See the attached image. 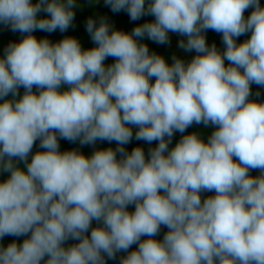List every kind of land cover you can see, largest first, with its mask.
Here are the masks:
<instances>
[{
    "label": "clouds",
    "instance_id": "obj_1",
    "mask_svg": "<svg viewBox=\"0 0 264 264\" xmlns=\"http://www.w3.org/2000/svg\"><path fill=\"white\" fill-rule=\"evenodd\" d=\"M103 2L154 20L125 32L89 17L95 46L84 49L73 36L33 35L66 32L77 0H0V24L22 34L0 56V241L27 237L0 244V264H107L121 252L119 264H264V101L250 99L264 87L260 0ZM169 33L186 38L189 62L169 64L141 42L170 44ZM193 124L215 130L170 148ZM133 127L136 140L158 142L147 156L124 147ZM60 139L117 147L89 156L61 151Z\"/></svg>",
    "mask_w": 264,
    "mask_h": 264
},
{
    "label": "trees",
    "instance_id": "obj_2",
    "mask_svg": "<svg viewBox=\"0 0 264 264\" xmlns=\"http://www.w3.org/2000/svg\"><path fill=\"white\" fill-rule=\"evenodd\" d=\"M36 0H33V3H35ZM260 4L262 7H264V0H260ZM77 7L74 9L75 11V19L73 21V26H71L66 32L61 33L59 30L53 32V33H47V32H42V31H35L33 35L36 36L37 39H42V38H48L50 41L53 43L58 42L59 40L63 39L65 36H73L77 38L81 45L82 48L88 49L91 47H94V43L92 42L88 32L86 31V21L89 17L97 19L99 21L100 17H106L108 22L116 29L125 31V32H131L134 27L137 25L143 24L145 22H150L154 20V17L152 16H143L139 20L132 21L128 15V13L124 10H121L120 12L114 13L112 12L111 8L108 6H105L103 0H98L97 3H95L94 6L90 5L89 0H77ZM253 9L249 8L245 12V16L247 17L248 15L251 14V11ZM46 14L41 12L38 14L39 17H43ZM251 33H246L245 35L237 38V43H241L246 39L250 38ZM206 36V41L209 45L215 43L217 46L218 50L223 52L225 50V45L222 42V34L216 33L212 30H208L205 32ZM169 38H170V44H157L151 40H148L147 37H145L141 42L146 43L149 47L150 52H156L159 55H162L165 60L171 64L172 63V57L175 55L178 58L183 59L186 63L189 62L195 55V52H185L183 49L178 47V42L181 39H186L184 37H180L178 34L175 33H169ZM22 39V34L19 32H12L10 28L5 27L4 25L0 24V56H3L4 54V49L5 47L11 43V42H19V40ZM111 63H114L113 58H108L105 61V65H109ZM227 61H225V64L227 65ZM154 82V81H153ZM66 87V86H65ZM34 91L36 89L34 88ZM251 91H252V96L250 99H258L261 101H264V87L257 86L253 84L251 86ZM20 95H23L24 89L21 88L19 89ZM259 92L260 96L257 97L256 93ZM138 129L133 127V139L132 141L125 145L124 147L128 152H131V150L136 147L140 146L144 149L145 155L147 156L148 154V149L150 147H155L158 142H153L151 145L147 144L144 141H138L136 140L135 137V132ZM214 127L209 125L205 127L203 124H193L191 127H189L185 133L181 134L179 132H176L173 136L172 144L170 145V148L173 147L180 139L182 135L190 134L192 132H197L201 134L202 139L207 141L208 137L211 135V133L214 131ZM60 144V150L65 151V150H72V149H77L84 153L85 155H91L93 151L97 149H105L108 147H112L115 149L117 147L116 142L109 143L107 141H97L95 145H84L81 146L79 144V141L72 143L64 139L59 140ZM41 150L39 149V141L36 142L33 148V153L36 151ZM119 158V154H118ZM251 175L256 176L259 175L258 170H252L250 172ZM7 178V174H0V180H4ZM209 195H214V193H209V192H204L201 194L202 199L206 198ZM134 205H129L128 210L134 211ZM96 226V222H93V227ZM168 231L166 227H161L160 233L156 239L162 240L163 235ZM90 235V231H89ZM27 237H12V236H6L2 241H0V244L3 246H7L8 243L15 241L18 244L22 243L24 239ZM142 239H146V237H142ZM72 243H75V241L69 240L65 246H68ZM138 247V245H133L132 248L129 250H135ZM126 255V253H118L117 257L115 260H107V264H119L120 262V257Z\"/></svg>",
    "mask_w": 264,
    "mask_h": 264
}]
</instances>
